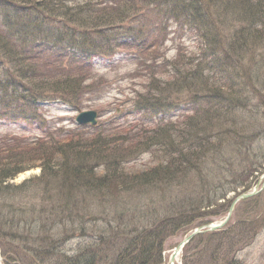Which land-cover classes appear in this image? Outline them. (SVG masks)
<instances>
[{"label":"trees","instance_id":"16d2710c","mask_svg":"<svg viewBox=\"0 0 264 264\" xmlns=\"http://www.w3.org/2000/svg\"><path fill=\"white\" fill-rule=\"evenodd\" d=\"M144 11L159 28L179 13L181 26L200 39L198 52L177 51L173 63L159 61L162 33L140 26ZM124 23H135L137 32L122 37L116 29ZM221 25L229 28L232 54L241 41L254 45L264 35V0H0V121L43 129L41 102L57 99L81 109L108 81L95 63L112 62L117 50L132 53L136 68L129 73L145 76L131 123L47 128L34 138L0 135L3 264H161L169 235L211 222L195 213L243 186L227 189L236 161L226 154L244 158L247 145L260 139L252 132L259 126L254 110L263 104L251 106L249 95L264 89L254 72L250 93L229 55L215 48ZM169 65L170 79H156V69ZM185 92L189 108L176 115L173 101ZM146 154L153 163L129 171ZM32 168L39 169L35 179L7 184ZM132 192L161 199L151 198L148 210L133 206ZM6 245L26 262L7 256Z\"/></svg>","mask_w":264,"mask_h":264},{"label":"rangeland","instance_id":"374dc122","mask_svg":"<svg viewBox=\"0 0 264 264\" xmlns=\"http://www.w3.org/2000/svg\"><path fill=\"white\" fill-rule=\"evenodd\" d=\"M152 8H155V6H152ZM153 19L154 17L151 11H144L141 13V17L138 19L140 22L138 23L148 32H152V30H154L153 28H158L159 31H161L162 43L159 45L158 49L159 61L167 60L173 63L175 61L174 59L177 57V51H181L182 54H189V51L192 53L198 52L199 48L197 47V43L200 39L197 38L196 34H193L194 30L190 29L188 26H181L180 22L183 19L180 17L179 13L175 17L170 16L169 20H163L165 22L163 23L164 26L160 25V28L157 25L150 26L151 20ZM119 27H121V29L116 30L119 31L122 37H127L137 32L135 29L132 31V29L136 27L135 23H124ZM221 29L220 31L218 29V32L215 34L216 37H218L215 48L221 50V55L223 52L229 55V59L238 67L236 73L241 75L240 79H242L244 83L248 82L250 85L247 87L251 93V87L255 83V80H252L251 77H254L255 73H258L257 78L264 80V35L262 36L263 39H259L254 45L251 41L250 43L252 44L241 41L236 45L237 51L235 54H232L229 49L231 40H227L228 34L230 33L229 28L221 25ZM140 34L144 35L143 33ZM241 52H243V58H241ZM131 54L130 51L117 50L112 62L109 63V60H98L95 63L97 75H103L108 78V81L105 86H103V89L100 90L99 95H94V92H92L93 94L89 95V98L86 97L83 100L81 109L74 110L68 104L63 103L62 100L57 99L41 102L37 114L46 121L43 123V129L39 128L38 125H30L26 122L0 121V135L34 138L37 135H42L47 128L61 127L64 129H71L76 127V114L80 111L87 110H93L97 113V125L106 124L107 126L116 121L122 124L131 123L134 120L132 104L135 103V94L143 91L141 84L145 81V76H143L141 72L137 76L129 73L136 68V65L133 64L134 61ZM156 70V79L160 81L169 80L170 74L174 73L170 65L160 73H158V69ZM199 81L200 79H197V82ZM257 89L261 96L251 93L253 96L249 95V103L251 106L258 103L260 104L261 102L263 104L258 110L255 108L254 113L258 111L256 114L258 118H253L255 124L259 126L258 128L253 127L252 134L258 135L260 139L257 140L256 143L254 142L247 145L246 150L248 151L245 153L248 154H245L244 158L240 156L235 158V156L226 154L227 161H236V164L234 163L235 165L229 168L236 176L226 186L227 189L240 183H242L243 186H239L235 191H227V193L223 195V198L217 199L213 205L209 207L202 204V207L199 211H196L195 214L201 213L207 215L206 217L211 221L210 223H218L225 218L232 200L237 195L250 192L254 187H256L257 190L261 186L262 187L254 196L248 199H240L234 205L232 213L225 224L221 228L215 230L218 232L217 235H207L206 238H197L194 236V238H192L193 240H191L187 246L185 245L184 249L182 248L179 254H177L174 264H229L230 259L236 260L237 264H264V89H260L259 86ZM186 94V92L184 95L180 94V98L173 101L172 112L176 115L181 112H186L189 108V95L186 96ZM256 159L258 161H256ZM147 163H153V159L148 154L141 156L136 162H133L129 171L138 170ZM217 173H220L219 170ZM38 174L39 169L32 168L17 174L12 180L7 182V184L17 186L35 179ZM221 176H224V174H219L218 177L221 178ZM225 177L230 178L227 175ZM179 190L181 189H173L172 191H174V193L172 196L179 192ZM143 194L144 195L132 192L129 195L133 201V206L136 205V207H140L144 205L147 209H151L154 206L148 201L151 198L154 201H159L161 199V194L159 196L148 195V193ZM117 196V199L121 197L120 194ZM172 201H175V199ZM117 223H119V221H117ZM134 223H138L136 226H141L139 222ZM114 226H116L115 223H113V227ZM197 226H201V224L193 225V227L184 234L182 232H177L166 238L161 264H168V259L174 246ZM87 230L89 231L88 227ZM74 232L76 233V231ZM72 236L66 248L71 246L70 243L73 244L75 238ZM229 241L233 246L231 251L226 249V245ZM6 246L7 256L12 257V260L18 262L19 259H17V257L19 255L20 260L26 262L28 257L24 258L22 253L14 246ZM6 246H4V248L2 247L3 250ZM225 249L229 251V253L225 252ZM0 253V264H3L6 255H3L1 248ZM1 255L3 257H1Z\"/></svg>","mask_w":264,"mask_h":264},{"label":"water","instance_id":"95a60500","mask_svg":"<svg viewBox=\"0 0 264 264\" xmlns=\"http://www.w3.org/2000/svg\"><path fill=\"white\" fill-rule=\"evenodd\" d=\"M75 122L77 124H90V125H94L96 123V112L93 110H87V111H81L79 113H77V115L75 116ZM261 189V187H260ZM259 189V190H260ZM259 190L256 189V187H254L250 192L247 193H240L239 195H237L231 202L229 209L227 211V214L225 216V218L215 224H204L201 226H198L196 228H194L189 234H187L186 236L183 237V239L173 248V251L171 252L170 256H169V260H168V264H173L175 257L177 256V254H179V252L181 251L182 247L195 235L200 234V233H204V232H208V231H215L219 228H221L225 222L228 220L231 211L234 207V204L239 201L240 199H245L248 197L253 196L254 194H256Z\"/></svg>","mask_w":264,"mask_h":264}]
</instances>
